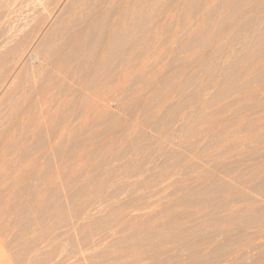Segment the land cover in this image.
Returning a JSON list of instances; mask_svg holds the SVG:
<instances>
[{
	"label": "rangeland",
	"instance_id": "rangeland-1",
	"mask_svg": "<svg viewBox=\"0 0 264 264\" xmlns=\"http://www.w3.org/2000/svg\"><path fill=\"white\" fill-rule=\"evenodd\" d=\"M0 264H264V0H0Z\"/></svg>",
	"mask_w": 264,
	"mask_h": 264
}]
</instances>
